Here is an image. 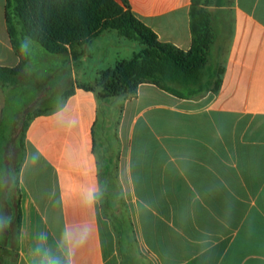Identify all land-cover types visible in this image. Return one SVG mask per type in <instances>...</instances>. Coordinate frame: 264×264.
<instances>
[{
    "label": "crops",
    "instance_id": "obj_1",
    "mask_svg": "<svg viewBox=\"0 0 264 264\" xmlns=\"http://www.w3.org/2000/svg\"><path fill=\"white\" fill-rule=\"evenodd\" d=\"M126 1L159 41L190 48L191 0ZM210 10L211 54L223 68L215 94L178 98L142 84L134 98L99 100L77 84L134 46L103 34L74 61L29 41L19 83L0 86V118L22 107L42 111L22 147L0 154V224H8L0 227V264H38L40 233L55 249L66 224L84 222L92 234L75 264H123L100 196L112 167L152 264H264V0H224ZM107 35L116 54L103 50ZM19 62L0 0V67ZM58 107L63 122L53 116ZM93 186L99 195L89 209L83 198Z\"/></svg>",
    "mask_w": 264,
    "mask_h": 264
},
{
    "label": "trees",
    "instance_id": "obj_2",
    "mask_svg": "<svg viewBox=\"0 0 264 264\" xmlns=\"http://www.w3.org/2000/svg\"><path fill=\"white\" fill-rule=\"evenodd\" d=\"M224 0H191L189 17L191 46L187 51L159 41L157 35L131 12L126 0H5V20L11 44L19 57L14 68L0 67V86H16L29 52L21 50L28 40L48 55L70 53L77 61L85 46L103 34H113L132 43L130 57L99 69L93 82L77 84L99 100L134 98L142 84H151L178 98L217 93L223 68L210 65L215 31L210 8ZM71 91L63 95L67 97ZM42 111L24 112L20 131L11 140V125L0 118V154L5 147H22L29 122ZM12 141V142H11ZM14 141V143H13ZM18 146V147H16ZM5 163V162H4ZM5 169L0 159V177ZM17 184L18 166L15 168Z\"/></svg>",
    "mask_w": 264,
    "mask_h": 264
},
{
    "label": "rangeland",
    "instance_id": "obj_3",
    "mask_svg": "<svg viewBox=\"0 0 264 264\" xmlns=\"http://www.w3.org/2000/svg\"><path fill=\"white\" fill-rule=\"evenodd\" d=\"M106 37V36H105ZM114 37H110L107 35V38L101 40V44H104L106 48L103 50L109 52L111 54H116L119 51V48L116 47V43L114 41ZM122 40V39H120ZM122 41H119L118 44L122 45ZM125 42V46L133 44L129 42ZM108 43V44H107ZM116 45V46H115ZM122 47V46H121ZM117 50V51H115ZM124 52V50H123ZM121 53L118 55L117 59H126L131 56V54L126 55L125 53ZM111 57V56H108ZM213 55L210 54V65L214 67L215 60L212 58ZM114 65V64H112ZM111 65V66H112ZM89 72H93V69L90 68ZM25 107H22L19 110V114L13 113V115L7 114L5 116L6 122L11 125V133H13L14 140L20 131V121L22 119V113L29 110H23ZM23 111V112H22ZM12 142V141H11ZM14 143V141H13ZM12 145V144H11ZM15 143L13 144L14 147ZM109 176L107 179L103 181V185L100 188V196L102 208L105 211L106 215L111 221L113 228L117 235L118 240V248H119V256L122 258L123 264H152L149 258V255L141 248L140 246V237L137 232H135V222L133 216V208L132 204L127 202L125 198L127 197V191L124 188L118 186L116 179V172L114 169L108 171ZM126 192V193H124Z\"/></svg>",
    "mask_w": 264,
    "mask_h": 264
},
{
    "label": "clouds",
    "instance_id": "obj_4",
    "mask_svg": "<svg viewBox=\"0 0 264 264\" xmlns=\"http://www.w3.org/2000/svg\"><path fill=\"white\" fill-rule=\"evenodd\" d=\"M29 41L21 44L22 52L27 53L29 50ZM53 116L63 122L65 120V110L58 107ZM74 122V121H73ZM99 190L93 186L89 187L83 198L84 205L91 209L97 201ZM7 220L4 219L0 227H7ZM92 226L88 222L81 224H66L56 242L55 249L47 246V234L40 233L37 237L33 255L38 258V264H75V257L78 251L83 248L90 239Z\"/></svg>",
    "mask_w": 264,
    "mask_h": 264
}]
</instances>
